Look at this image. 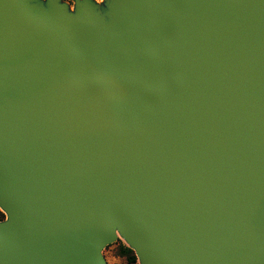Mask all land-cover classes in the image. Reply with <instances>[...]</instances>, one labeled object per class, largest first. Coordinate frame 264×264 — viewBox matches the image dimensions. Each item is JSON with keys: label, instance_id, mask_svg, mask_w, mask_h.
Listing matches in <instances>:
<instances>
[{"label": "water", "instance_id": "95a60500", "mask_svg": "<svg viewBox=\"0 0 264 264\" xmlns=\"http://www.w3.org/2000/svg\"><path fill=\"white\" fill-rule=\"evenodd\" d=\"M0 264H264V0H0Z\"/></svg>", "mask_w": 264, "mask_h": 264}, {"label": "rangeland", "instance_id": "374dc122", "mask_svg": "<svg viewBox=\"0 0 264 264\" xmlns=\"http://www.w3.org/2000/svg\"><path fill=\"white\" fill-rule=\"evenodd\" d=\"M4 218V213L0 210V220ZM127 247L121 240L108 245L103 250V255L108 264H137L134 252L124 253L123 248ZM128 248V247H127Z\"/></svg>", "mask_w": 264, "mask_h": 264}, {"label": "trees", "instance_id": "16d2710c", "mask_svg": "<svg viewBox=\"0 0 264 264\" xmlns=\"http://www.w3.org/2000/svg\"><path fill=\"white\" fill-rule=\"evenodd\" d=\"M123 252L124 253H128V252L132 253L133 251L131 249L127 248V247H124L123 248Z\"/></svg>", "mask_w": 264, "mask_h": 264}, {"label": "flooded vegetation", "instance_id": "af4514ba", "mask_svg": "<svg viewBox=\"0 0 264 264\" xmlns=\"http://www.w3.org/2000/svg\"><path fill=\"white\" fill-rule=\"evenodd\" d=\"M65 1H67V2H69V3H72L73 0H65Z\"/></svg>", "mask_w": 264, "mask_h": 264}]
</instances>
